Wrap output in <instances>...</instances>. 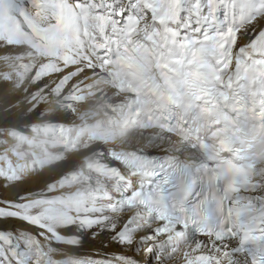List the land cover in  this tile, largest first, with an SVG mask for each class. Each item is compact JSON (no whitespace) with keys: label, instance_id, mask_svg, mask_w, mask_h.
Segmentation results:
<instances>
[{"label":"snow or ice","instance_id":"obj_1","mask_svg":"<svg viewBox=\"0 0 264 264\" xmlns=\"http://www.w3.org/2000/svg\"><path fill=\"white\" fill-rule=\"evenodd\" d=\"M0 94V264H264V0H0Z\"/></svg>","mask_w":264,"mask_h":264},{"label":"bare ground","instance_id":"obj_2","mask_svg":"<svg viewBox=\"0 0 264 264\" xmlns=\"http://www.w3.org/2000/svg\"><path fill=\"white\" fill-rule=\"evenodd\" d=\"M11 105V101L8 97H6L4 94H0V110H3L7 107H10ZM148 133H145V135H147ZM138 138H134L130 141V143L132 144V146H136V144L138 143ZM149 154H153V155H163V153L161 151H158L155 148H149L148 149ZM99 249H103V251H108L107 248H105L103 245L99 244L98 242L95 241H91L89 240L82 249V254L84 255H91L93 250H99ZM119 250V249H116ZM125 252H128V249H124ZM136 254H137V259H144V257H142L140 255V251L139 249H136Z\"/></svg>","mask_w":264,"mask_h":264}]
</instances>
